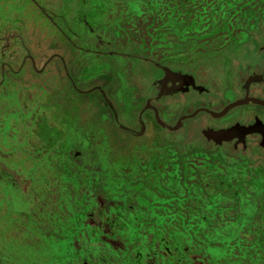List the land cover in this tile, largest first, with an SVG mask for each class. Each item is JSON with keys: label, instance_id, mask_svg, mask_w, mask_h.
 <instances>
[{"label": "flooded vegetation", "instance_id": "1", "mask_svg": "<svg viewBox=\"0 0 264 264\" xmlns=\"http://www.w3.org/2000/svg\"><path fill=\"white\" fill-rule=\"evenodd\" d=\"M40 1L68 40L0 47V98L42 113L51 190L76 202L63 264H264V0H130L127 21L119 0H18Z\"/></svg>", "mask_w": 264, "mask_h": 264}, {"label": "rangeland", "instance_id": "2", "mask_svg": "<svg viewBox=\"0 0 264 264\" xmlns=\"http://www.w3.org/2000/svg\"><path fill=\"white\" fill-rule=\"evenodd\" d=\"M127 4L130 0H119L112 17L127 21L130 16L125 9ZM51 13L50 7L41 1L35 8H26L18 0H0V47L7 48L16 40L21 43L19 46L26 47L29 37H42L50 27L59 38L68 40L66 21L62 24L57 17L51 18ZM38 15L50 25L36 24ZM1 58L0 54V62ZM33 112L21 99L0 98V257L6 264H63L72 248L70 226L77 217V205L65 195L64 189L51 190V186H56L60 170L56 167L57 158L48 152L42 153L38 137L44 119L42 113ZM37 160L39 164L34 167L32 162ZM109 168L117 170L119 163L114 161ZM187 182L191 198L200 203L203 200L209 209L233 202L231 195L220 196L201 189L204 182ZM206 183L212 186L210 177ZM246 201L242 209L249 206ZM203 216L199 214L203 219L200 223L205 227L207 222ZM213 226V236L219 238L215 246L225 250L227 245L221 242L231 237L225 228ZM258 253L264 258V253Z\"/></svg>", "mask_w": 264, "mask_h": 264}, {"label": "trees", "instance_id": "3", "mask_svg": "<svg viewBox=\"0 0 264 264\" xmlns=\"http://www.w3.org/2000/svg\"><path fill=\"white\" fill-rule=\"evenodd\" d=\"M0 264H6L1 257H0Z\"/></svg>", "mask_w": 264, "mask_h": 264}, {"label": "water", "instance_id": "4", "mask_svg": "<svg viewBox=\"0 0 264 264\" xmlns=\"http://www.w3.org/2000/svg\"><path fill=\"white\" fill-rule=\"evenodd\" d=\"M238 103H243V102H241V101H238V102H236V103H233L232 105H235V104H238ZM217 134V133H216Z\"/></svg>", "mask_w": 264, "mask_h": 264}, {"label": "crops", "instance_id": "5", "mask_svg": "<svg viewBox=\"0 0 264 264\" xmlns=\"http://www.w3.org/2000/svg\"><path fill=\"white\" fill-rule=\"evenodd\" d=\"M159 258H160V257H157V256L155 257V259H159ZM155 259H154V261H155Z\"/></svg>", "mask_w": 264, "mask_h": 264}]
</instances>
